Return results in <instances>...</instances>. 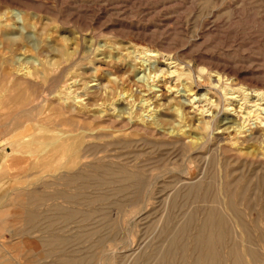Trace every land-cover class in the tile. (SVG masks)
Returning <instances> with one entry per match:
<instances>
[{
    "label": "rangeland",
    "instance_id": "rangeland-1",
    "mask_svg": "<svg viewBox=\"0 0 264 264\" xmlns=\"http://www.w3.org/2000/svg\"><path fill=\"white\" fill-rule=\"evenodd\" d=\"M201 107L264 133V0H0V264H197L228 172L241 190L216 264L245 248L264 264L258 166L170 143L207 134ZM163 113L160 132L117 125ZM184 172L208 188L179 192Z\"/></svg>",
    "mask_w": 264,
    "mask_h": 264
},
{
    "label": "bare ground",
    "instance_id": "bare-ground-1",
    "mask_svg": "<svg viewBox=\"0 0 264 264\" xmlns=\"http://www.w3.org/2000/svg\"><path fill=\"white\" fill-rule=\"evenodd\" d=\"M175 71L176 70L174 69L173 71H171V73H173ZM219 79H220V76L218 77L217 80H219ZM188 90L190 91L189 88H188ZM146 91H148V93L143 94V95H146L147 97H145L144 99H142V97H139L140 98L139 101H141L140 107L145 105L144 108H148L154 102V100L156 99V98L153 99L155 97L154 95H150V93H151L150 91H152L151 84L147 85V90ZM168 102H170V100H168ZM157 104H159V103H157ZM182 104L186 105L185 102L181 101V105ZM174 110L176 111L177 115L182 120H185V119L188 118L186 113H183V110H182L181 106L174 107ZM208 110L209 109L205 110L203 107H201L200 112H199L200 115H201V118H199V123H197L195 125V128H199V129L200 128L201 129L206 128L207 129V134H202L201 136L196 137L193 140H185V138H182V137L176 135L175 137H173L170 140V143L185 147V146H189V142L193 141L194 142V147H191V146L190 147H191V149L193 151L192 153H196L195 155L198 154V152H199V150L201 148L207 147V146L211 145V143H215L217 147H220L221 149L223 147L225 150L234 153L236 155L235 156L236 158H234L235 163L237 162V163L246 164L247 162H249L250 164H256L258 166L259 170L263 173L262 175L264 176V133H261L260 131L255 130L254 127H246L249 124V123L245 124V122L247 121V118H243L242 121L229 119L227 116H224V117L221 118V110H217V111L213 112L210 116L208 115V117H203L204 116L203 114L206 111H208ZM145 111H146V109H145ZM167 115H168V113H163V114H161L159 116H155L154 118H152V120L150 122H146V123H138V122H135L134 120H131V118H128V120L125 121L124 118H121V119H119L117 121V125L120 126L123 129L131 130V131H141V132L143 131V132L147 133V132H150V131L155 132L156 130H159V132H160L161 129L164 127V125H166L165 123L168 121V119L166 118ZM120 116H121V114H120ZM147 116L150 117L151 114L149 113ZM79 122H80V120H79ZM219 124H221V125H219ZM220 126H222V129L220 131L215 132L214 130L217 129V128H220ZM2 128H0V129L4 130V127H2ZM76 128L78 130L82 129V131L86 129V127L84 125H82V126L81 125H77ZM226 130H230V133L231 132L233 133V135L229 136L227 139L224 138V136L222 135V133L226 132ZM68 131L72 132L71 129H69ZM0 132H3V131H0ZM171 132H174V131L171 130ZM12 135H14V133H11V131H10L5 136L7 138H9L10 136L12 137ZM93 137H96V136H93ZM140 142H141V140H140ZM130 143H133V142H130ZM252 146H254V148H252ZM243 147H247L248 149L251 148L250 150H248L246 152L247 155L244 158V160L238 155V153L240 152V149H242ZM84 156H86L85 153L84 154H79L80 158H82ZM0 165H3V164L0 163ZM25 165H26V163L22 162V164H18L17 168L15 167L14 170L18 171L20 173V171H22V169L24 168ZM83 165L84 164L82 163V164H80L77 167V173L81 172L84 169ZM194 166L195 165H193L192 161H190L189 166H188V164L185 165V167L191 169L190 170L191 172L193 171ZM234 166H236V165H234ZM2 167H4V165ZM4 169H5V167H4ZM3 174H4V172H3ZM0 175H1V172H0ZM199 175L200 176L198 178L191 179L184 172V174L180 175L177 178L178 179V185H176L175 188L179 192L180 191H184V193H192V192H197V191L200 192V191L206 190L209 185L205 184V178L203 176V173L199 174ZM14 176H17V174H14ZM227 177H228V179L226 178L221 183L223 201L221 202V200L219 201V199H215V200H212V202H211L212 204H214L213 205L214 208H212V209H216V210L211 211L210 214H209V217H208V222H209L208 233L206 234V236H204L203 234H200V233H199V236L197 235L198 236L197 240H196L197 244L199 243L200 246L202 245V246L206 247V251L200 250L201 252L197 253L198 254V256H197L198 259H196L197 262H198L197 264H216L217 263L216 262L217 259L215 257V256H217L215 254V252H216L215 248L218 247L217 246L218 243L220 241H222V239H223V235H224V232H223V224L224 223L223 222H225V218L221 214L222 213L221 212L222 211L221 207L225 205L226 208H228L230 210H233V209L236 208V205L238 204L237 197H238V195H240V190H241L240 178L235 179L233 181L230 180L229 179V178H231L230 172H228V176ZM260 178H262V176H260ZM263 180H264V178H263ZM263 184H264V182H263ZM18 194L19 193L16 194L17 198H19ZM63 200H65V199H63ZM222 203H224V205H222ZM240 203H242V200H241ZM262 205H263L262 206V213L264 214V208H263L264 204H262ZM247 206H248V204H247ZM217 209L220 210V212ZM251 212H252V210H251ZM238 222H239V220H238ZM201 233H202V231H201ZM243 240H244L245 243H246V241L249 242L247 234H246V237L243 238ZM220 247H221V245H220ZM246 247H247V245H246ZM249 247H250V245H249ZM236 253H238V252H236ZM236 253L234 252V255L238 256V254H236ZM244 254H245V256H247V258H249V260H250L249 262L247 261V263H246V262H234V261H232L233 263L231 262V264H234V263H236V264H251V262H253V258H254L253 253L251 252V250L245 248L244 249ZM230 257H233V256H230ZM228 259H231V258H228ZM233 259H235V258H233ZM218 260H220V259H218ZM226 260H227V258H226ZM226 260H225V262H227Z\"/></svg>",
    "mask_w": 264,
    "mask_h": 264
},
{
    "label": "crops",
    "instance_id": "crops-1",
    "mask_svg": "<svg viewBox=\"0 0 264 264\" xmlns=\"http://www.w3.org/2000/svg\"><path fill=\"white\" fill-rule=\"evenodd\" d=\"M5 167V166H4Z\"/></svg>",
    "mask_w": 264,
    "mask_h": 264
}]
</instances>
